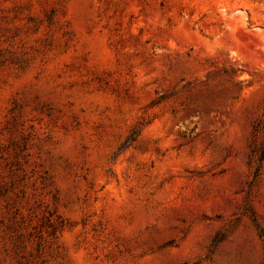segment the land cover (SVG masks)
I'll return each mask as SVG.
<instances>
[{
    "label": "rangeland",
    "instance_id": "rangeland-1",
    "mask_svg": "<svg viewBox=\"0 0 264 264\" xmlns=\"http://www.w3.org/2000/svg\"><path fill=\"white\" fill-rule=\"evenodd\" d=\"M0 264H264V0H0Z\"/></svg>",
    "mask_w": 264,
    "mask_h": 264
}]
</instances>
